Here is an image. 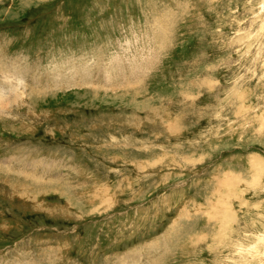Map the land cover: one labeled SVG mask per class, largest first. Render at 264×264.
<instances>
[{
    "label": "rangeland",
    "instance_id": "rangeland-1",
    "mask_svg": "<svg viewBox=\"0 0 264 264\" xmlns=\"http://www.w3.org/2000/svg\"><path fill=\"white\" fill-rule=\"evenodd\" d=\"M0 57L79 72L1 98L0 264H264V0H0Z\"/></svg>",
    "mask_w": 264,
    "mask_h": 264
},
{
    "label": "bare ground",
    "instance_id": "bare-ground-1",
    "mask_svg": "<svg viewBox=\"0 0 264 264\" xmlns=\"http://www.w3.org/2000/svg\"><path fill=\"white\" fill-rule=\"evenodd\" d=\"M18 63H19V61H17L16 63H13L11 60L6 61V63H4L3 61L0 60V72L2 74L0 76H4L3 78H6V80L5 79L3 80L6 83V86L0 87V111H1V109L4 108L3 103L1 101V98L6 102H8L10 100L8 103H12L14 100L11 101V99L15 98L17 96V94H16L17 90L18 91L20 90L22 92L23 89L30 90L32 88L30 85L28 87L25 86L27 81H30L31 83H33L34 87H54V88H57V87L61 86V84L65 83V81H67V84H69V85H77L78 84L77 80L79 79V77H78L79 72L75 71L76 69L72 72L65 73L66 75H62L59 72V76H58L59 78L58 79L48 78L46 80L44 78V76L37 73V71H38L37 69H36V71L35 70L31 71L29 68H27L28 66L27 67L25 66L26 64L21 63L18 66ZM7 64L9 65V67ZM23 66H25V68H26V69H24L25 71L23 70ZM52 73H54V72H52ZM30 75H33V78H31ZM44 75L48 76L49 73H44ZM71 75H72V77H71ZM25 76H27V78H24ZM87 78H88V76H86L84 79H82L85 84L91 82L90 81L91 78H88V79ZM0 79H1V77H0ZM85 79H87V80L85 81ZM61 80H63V81H61ZM111 80L112 79L108 80L107 83L110 84ZM37 82H45V83L38 85ZM11 83H12V86H11ZM34 93L39 94L38 91H33L31 94H34Z\"/></svg>",
    "mask_w": 264,
    "mask_h": 264
}]
</instances>
